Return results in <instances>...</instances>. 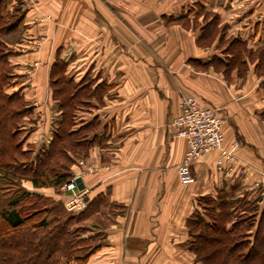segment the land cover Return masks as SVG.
I'll use <instances>...</instances> for the list:
<instances>
[{"label": "crops", "instance_id": "obj_1", "mask_svg": "<svg viewBox=\"0 0 264 264\" xmlns=\"http://www.w3.org/2000/svg\"><path fill=\"white\" fill-rule=\"evenodd\" d=\"M15 3L23 9L22 34L11 44L9 62L21 77L15 89L32 108L24 127L59 118L47 91L55 57L66 63L68 77L108 87L101 103L91 98L77 112L81 122L94 116L99 122L100 141L85 156L96 170L82 181L89 199L105 195L82 221L88 227L83 236H94L85 245L95 248L82 264H195L185 248V219L196 210V198L224 192L263 205L264 75L255 70L257 56L246 53L240 56L245 74L233 66L226 75L232 54L217 45V32L210 44L197 42L203 21L198 15L193 25V12L201 3L225 27L222 40L240 39L255 52L264 47V0H9L7 8ZM188 8L187 26L174 20ZM184 95L219 107L224 145L239 142L229 172L216 169L212 151L193 162L191 181L179 182L176 164L187 146L171 123ZM25 186L54 203L64 198L60 189Z\"/></svg>", "mask_w": 264, "mask_h": 264}, {"label": "trees", "instance_id": "obj_2", "mask_svg": "<svg viewBox=\"0 0 264 264\" xmlns=\"http://www.w3.org/2000/svg\"><path fill=\"white\" fill-rule=\"evenodd\" d=\"M8 2L0 0V264H82L95 249L85 242L94 236H83L87 226L82 221L100 209L105 195L91 197L82 211L73 214L62 208V200L54 203L50 197L29 191L25 183L59 189L70 177V165L100 141L95 138L97 118L81 122L77 112L88 108L91 98L101 103L108 87L85 76L68 77L66 63L56 57L48 84L59 118L50 142L33 155L32 144L25 143L29 133L21 136L23 117L32 108L20 89H15L21 77L13 73L9 62L14 54L11 44L22 34L23 13L20 19L15 17L17 3L7 8ZM196 4L193 25H198V15L203 21L197 42L208 45L217 32V45L225 44L224 51L232 54L223 72L227 75L236 66L238 75L245 74L247 63L240 56L246 53L251 59L257 56L255 70L264 75V47L252 52L240 39L222 40L225 27L218 26V15ZM192 11L188 8L174 20L187 26ZM261 84L264 90V78ZM185 227V248L197 263L264 264V203L259 206L255 199L224 192L200 196Z\"/></svg>", "mask_w": 264, "mask_h": 264}, {"label": "built area", "instance_id": "obj_3", "mask_svg": "<svg viewBox=\"0 0 264 264\" xmlns=\"http://www.w3.org/2000/svg\"><path fill=\"white\" fill-rule=\"evenodd\" d=\"M223 123L224 118L220 114L219 107L212 105L205 107L191 95H184L180 98L179 113L171 123L175 128V135L184 138L187 146L181 160L176 164L179 182L191 181L193 162L212 151L217 152L216 169L218 171L227 169L229 172L236 160L239 142L234 139L228 146L224 145ZM50 139L51 137L43 140L45 145ZM78 166L81 169L72 172L71 176L60 186L64 197L63 207L73 214L82 211L89 201L88 191L85 188L79 190L75 178H82V173L91 169L87 168L82 160L78 161ZM262 196L264 197V194ZM111 264L121 263L111 262Z\"/></svg>", "mask_w": 264, "mask_h": 264}, {"label": "rangeland", "instance_id": "obj_4", "mask_svg": "<svg viewBox=\"0 0 264 264\" xmlns=\"http://www.w3.org/2000/svg\"><path fill=\"white\" fill-rule=\"evenodd\" d=\"M158 1H162V0H158ZM17 10H16V14H15V17H19V19L21 18V14L23 13V9L22 7L20 6V3H17ZM56 58V57H55ZM33 69V68H32ZM31 68L28 69V72H25V76H24V80L26 81H30V76L32 74V70ZM49 83V82H48ZM49 87V84L47 85ZM20 91V90H19ZM47 91L49 92L50 91V88L47 89ZM50 92H49V97L48 99H51L52 98L50 97ZM51 103V102H50ZM53 103V102H52ZM56 105V101H54V104H52V109H55L56 107V110L58 111L57 109V105ZM50 118V121L49 119H47L46 117H44L43 119H41L40 121L38 122H34L30 125H27L26 127H24V129H22L21 131V136L24 135V133H29L28 136L26 137L25 139V143H30V144H34V141L37 142L36 143V146L33 148V150H35V153L40 149L42 148L43 146H45V143L43 142V140H47V138H50L52 137V131H53V126H54V120H52L51 118L53 117H49ZM40 135V136H39ZM42 136V137H41ZM51 140V139H50ZM50 142V141H49ZM34 153V154H35ZM33 154V155H34ZM86 157H77L76 160L70 165L69 169H70V176L72 174V172L74 171H77L79 169H81L79 166H78V161L82 160L83 163L85 164V166L87 168L90 167L91 170H88L84 173H82V177L85 175V174H88V173H92L96 170V166L92 163V162H89L87 161V159H85ZM74 167V168H73ZM105 169H108V166H105ZM181 184H183L181 182ZM60 189V187H59ZM63 204V201L61 202ZM63 207V205H62ZM82 225H84L82 223ZM86 227V226H85ZM86 231L85 233L88 231V227L85 228ZM100 238V237H97V239ZM195 264H201V263H197L194 261Z\"/></svg>", "mask_w": 264, "mask_h": 264}, {"label": "water", "instance_id": "obj_5", "mask_svg": "<svg viewBox=\"0 0 264 264\" xmlns=\"http://www.w3.org/2000/svg\"><path fill=\"white\" fill-rule=\"evenodd\" d=\"M75 182L77 183V188H78L79 190L84 189L85 186H84V183H83L81 177H76V178H75Z\"/></svg>", "mask_w": 264, "mask_h": 264}]
</instances>
